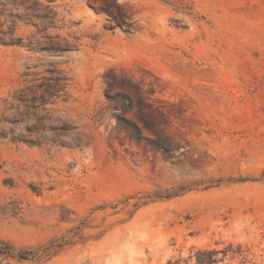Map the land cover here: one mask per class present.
I'll use <instances>...</instances> for the list:
<instances>
[{
    "label": "rangeland",
    "instance_id": "rangeland-1",
    "mask_svg": "<svg viewBox=\"0 0 264 264\" xmlns=\"http://www.w3.org/2000/svg\"><path fill=\"white\" fill-rule=\"evenodd\" d=\"M0 264H264V0H0Z\"/></svg>",
    "mask_w": 264,
    "mask_h": 264
},
{
    "label": "trees",
    "instance_id": "trees-1",
    "mask_svg": "<svg viewBox=\"0 0 264 264\" xmlns=\"http://www.w3.org/2000/svg\"><path fill=\"white\" fill-rule=\"evenodd\" d=\"M19 254H21L22 256H24V254H26V251H21V252H19Z\"/></svg>",
    "mask_w": 264,
    "mask_h": 264
}]
</instances>
